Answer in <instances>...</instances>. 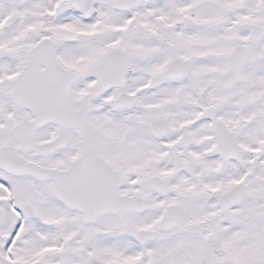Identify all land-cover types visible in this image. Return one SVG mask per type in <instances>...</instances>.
I'll use <instances>...</instances> for the list:
<instances>
[{"label":"snow or ice","instance_id":"obj_1","mask_svg":"<svg viewBox=\"0 0 264 264\" xmlns=\"http://www.w3.org/2000/svg\"><path fill=\"white\" fill-rule=\"evenodd\" d=\"M0 264H264V0H0Z\"/></svg>","mask_w":264,"mask_h":264}]
</instances>
